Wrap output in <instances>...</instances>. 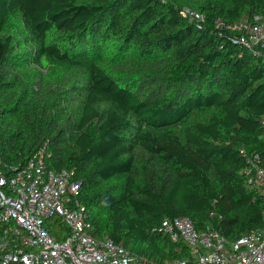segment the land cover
<instances>
[{
	"label": "trees",
	"instance_id": "obj_1",
	"mask_svg": "<svg viewBox=\"0 0 264 264\" xmlns=\"http://www.w3.org/2000/svg\"><path fill=\"white\" fill-rule=\"evenodd\" d=\"M182 10L168 0H0V88L19 54L7 33L14 17L40 53L85 66L72 86L77 115L27 85L22 110L0 107V168L10 175L45 142L49 167L80 180L92 235L145 264H192L188 246L162 231L165 218L187 216L228 242L264 228V192L247 173V156L264 166V48L247 49L229 27L264 13V0H205L200 20ZM109 54L135 75L98 62ZM47 228L64 235L58 217Z\"/></svg>",
	"mask_w": 264,
	"mask_h": 264
},
{
	"label": "built area",
	"instance_id": "obj_2",
	"mask_svg": "<svg viewBox=\"0 0 264 264\" xmlns=\"http://www.w3.org/2000/svg\"><path fill=\"white\" fill-rule=\"evenodd\" d=\"M182 14L202 19L198 12L183 9ZM229 27L239 31L238 41L247 49L264 48V13ZM49 157L44 142L10 175L0 168V264H145L142 256L109 237L92 235L85 206L76 198L80 180L69 182L72 171L50 168ZM247 161L248 181L264 192V166L248 156ZM57 217L65 227L63 236L47 228V220ZM162 224L168 238L188 246L192 264H264V228L228 242L215 230H196L187 216L165 218Z\"/></svg>",
	"mask_w": 264,
	"mask_h": 264
},
{
	"label": "rangeland",
	"instance_id": "obj_3",
	"mask_svg": "<svg viewBox=\"0 0 264 264\" xmlns=\"http://www.w3.org/2000/svg\"><path fill=\"white\" fill-rule=\"evenodd\" d=\"M177 3L183 9L198 12L199 6L205 0H168ZM7 33L14 35L13 53H18L9 66L3 67V85L0 88V107L4 104L15 105L16 109H21L24 103L23 99H18V94L25 85L29 86L28 94L35 92V96H40V100H53V107L61 113L63 105L67 111L72 114L80 112L81 98L79 97V87L76 81L78 77L85 75V66H74L59 63L48 58L39 52L41 44L31 33L26 24L14 17L11 21ZM20 39V41H19ZM19 41V43H18ZM105 68L114 70L117 73L135 75L130 71L128 64H121L118 59H113L111 54L101 57L98 60ZM65 92L56 91L64 90ZM140 93H147L149 97H154L158 90L154 87H140ZM62 99H66L62 104ZM6 111V110H5ZM4 112V111H3ZM4 118L8 117L3 113ZM62 117H56L59 121Z\"/></svg>",
	"mask_w": 264,
	"mask_h": 264
}]
</instances>
